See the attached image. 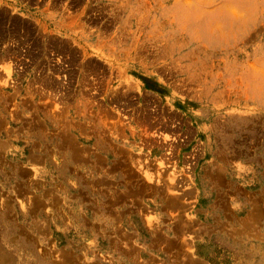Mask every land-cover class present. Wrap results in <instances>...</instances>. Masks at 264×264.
<instances>
[{
  "label": "rangeland",
  "instance_id": "obj_1",
  "mask_svg": "<svg viewBox=\"0 0 264 264\" xmlns=\"http://www.w3.org/2000/svg\"><path fill=\"white\" fill-rule=\"evenodd\" d=\"M0 264H264V0H0Z\"/></svg>",
  "mask_w": 264,
  "mask_h": 264
}]
</instances>
